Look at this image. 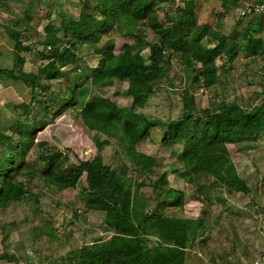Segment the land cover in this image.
Returning <instances> with one entry per match:
<instances>
[{"label": "trees", "instance_id": "16d2710c", "mask_svg": "<svg viewBox=\"0 0 264 264\" xmlns=\"http://www.w3.org/2000/svg\"><path fill=\"white\" fill-rule=\"evenodd\" d=\"M181 1L184 5H178L175 11L171 9L175 0L83 1L78 19L67 16L59 28L54 23L46 27L38 43L45 46L40 53L44 64L38 73L23 71L27 61L21 52L31 49L22 41H17L14 48L17 71L0 66L1 75L29 84L32 91L31 101L16 108L17 129H10L9 136L0 134L10 147L0 154V209L23 200L28 188L16 177L25 169L29 151L36 147L35 161L44 164V185L64 191L77 188L85 177V206L106 213L104 223L114 230L110 239H99L69 252L64 264H187V250L203 231L204 218L157 213L150 206L152 197L141 191L144 183L134 182L126 170L129 163L141 176L157 177L150 186L159 207L185 206V192L168 186L161 160L138 150L155 130L164 131L163 146L173 150L172 156L183 165L190 180L206 172L225 185L230 194L251 192L228 146L257 142L264 135V95L251 108L221 101L216 113L210 109L186 110L180 118L168 122L138 112L153 96V85L167 77L166 67L175 58L192 69L196 84L211 88L220 81L219 60L231 70L242 54L247 58L264 55L263 39L249 27L238 34L223 35L214 29L209 36L203 35L193 11L194 1ZM229 1L222 0V10ZM245 16L264 19V15ZM15 26L26 31L18 20ZM147 29L155 35L152 42L146 41ZM57 31L63 32V38ZM115 32L146 41L150 47L148 59L141 52L133 53L128 45L117 53L113 41L103 43ZM64 39L90 43L99 57L97 66L80 67V58L71 47L61 49ZM73 64L75 71L83 75L65 71ZM63 79L64 88L56 96L52 83ZM117 82H128L127 95L132 101L128 107H120L112 98L97 93ZM70 111L80 112L83 125L95 133L93 141L100 152L115 146L126 160L123 168L106 164L101 154L90 161L65 166L67 156L63 151L37 142V134L48 126L49 118ZM100 134L106 139L100 140Z\"/></svg>", "mask_w": 264, "mask_h": 264}, {"label": "rangeland", "instance_id": "374dc122", "mask_svg": "<svg viewBox=\"0 0 264 264\" xmlns=\"http://www.w3.org/2000/svg\"><path fill=\"white\" fill-rule=\"evenodd\" d=\"M83 1L87 4L89 0H0V66L17 71L14 48L17 41H22L31 49L21 52L27 61L23 71L38 73L44 64L40 53L45 51V46L38 43L44 38L46 27L54 23L59 28L67 16L78 19ZM193 1L197 26L203 35L209 36L214 29L223 35L238 34L249 27L264 41V19L244 15L249 5L262 4L264 0H230L224 10L221 9L222 0ZM178 5L183 6V1L175 0L171 9L175 11ZM17 20L25 32L15 26ZM146 32V41H154L153 31L147 29ZM56 33L63 38L62 31ZM108 39L115 43L117 53L128 45L133 53L141 52L145 59L150 55L146 41L116 32L104 38L103 43ZM66 47H71L79 56L80 67L97 66L99 57L90 43L64 39L61 49ZM76 64L65 71L83 75V72L75 71ZM218 65L221 67L218 85L204 88L194 82L192 69L173 59L166 67L167 77L153 85V96L138 112L168 122L180 118L186 110L210 109L216 113L221 101L238 102L248 108L260 101L264 95V55L247 58L242 54L231 70L224 66L223 60H219ZM65 82L63 79L52 83L51 90L56 96L60 95ZM127 90L128 82H117L97 93L112 98L120 107H128L132 101ZM31 92L29 84L0 74V134L9 136L10 129H17L16 108L31 101ZM163 135V130L153 131L138 150L161 160L168 186L186 194L183 208L159 207L150 186L157 177L141 176L129 163L126 170L134 182L144 183L141 191L152 197L150 206L157 213L184 219L204 218L203 231L187 250V264H246L264 254V135L257 142L228 146L240 176L251 189L249 194H230L225 185L206 172L198 173L190 180L183 165L172 156L173 150L163 146ZM94 136L95 133L83 125L80 112L70 111L49 118L48 126L40 128L37 142H46L63 151L67 156L65 166L78 165L101 154L106 164L123 168L126 160L116 152L115 146L105 147L100 152L93 141ZM99 138L106 139L101 134ZM36 149L29 151L26 167L16 177L28 188L23 200L0 209V264H64V258L72 250L99 239H110L114 234V230L104 223L106 213L85 206V177L77 188L64 191L44 185V164L35 161ZM7 150H10L9 144L0 138V154Z\"/></svg>", "mask_w": 264, "mask_h": 264}, {"label": "built area", "instance_id": "2783aa9c", "mask_svg": "<svg viewBox=\"0 0 264 264\" xmlns=\"http://www.w3.org/2000/svg\"><path fill=\"white\" fill-rule=\"evenodd\" d=\"M247 14L264 15V3L249 5L244 15H247ZM247 264H264V254L260 255L259 258Z\"/></svg>", "mask_w": 264, "mask_h": 264}, {"label": "crops", "instance_id": "0c3cea01", "mask_svg": "<svg viewBox=\"0 0 264 264\" xmlns=\"http://www.w3.org/2000/svg\"><path fill=\"white\" fill-rule=\"evenodd\" d=\"M252 262V261H251ZM248 263H250V262H248ZM247 264V263H246Z\"/></svg>", "mask_w": 264, "mask_h": 264}]
</instances>
